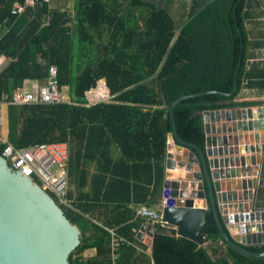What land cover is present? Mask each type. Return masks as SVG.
<instances>
[{"label": "trees", "instance_id": "obj_1", "mask_svg": "<svg viewBox=\"0 0 264 264\" xmlns=\"http://www.w3.org/2000/svg\"><path fill=\"white\" fill-rule=\"evenodd\" d=\"M16 5L24 11L14 14ZM162 7V0H51L34 7L25 0H0V60L6 63L0 68V100L27 80L45 81L50 66L57 70L60 91L68 87L71 98L55 106L9 105L8 141L17 148L68 142V177L75 157L98 167L105 162L124 168L116 183L128 197L103 198L102 203L116 204L113 211L126 213L125 219L100 226L85 217L91 213L70 191L72 208L60 205L81 231L71 264H113L110 229L122 238L116 264H264V257L252 258L230 247L211 211L203 247L160 223L154 224L150 255L137 240L147 221L137 210L160 204L170 105L208 91L230 93L241 56L233 96L209 93L173 110L180 138L204 148V112L255 105L237 101L243 89L264 97V61L256 60L264 49V0H192L179 30L170 12L173 4L168 10ZM102 79L112 99L90 107L86 94L98 89ZM4 147L0 144V155ZM113 148L119 152L117 160ZM148 168L149 180L143 178ZM102 170L106 178L110 169ZM259 199L264 204V183ZM85 228L93 233L86 236ZM92 248L96 255L85 260L82 253ZM248 250L261 253L264 245Z\"/></svg>", "mask_w": 264, "mask_h": 264}, {"label": "water", "instance_id": "obj_2", "mask_svg": "<svg viewBox=\"0 0 264 264\" xmlns=\"http://www.w3.org/2000/svg\"><path fill=\"white\" fill-rule=\"evenodd\" d=\"M240 62L241 56L230 93L208 91L184 96L170 105L171 132L167 139L177 145L166 153L170 172L163 184L165 205L161 212L164 223L177 236L203 247V229L211 211L220 236L230 247L261 258L264 252L248 250L264 245V209L256 206L254 193L258 180L243 177H251L250 167L261 161L258 134L264 132V107L204 112V148L181 139L173 117L174 108L187 100L209 93L233 96ZM246 132L253 134L243 135ZM247 140L252 143H243ZM243 153L251 154L249 167H245ZM153 229V224L143 223L137 236L150 252ZM80 243L79 227L70 222L54 197L13 171L0 155V264H71L70 257Z\"/></svg>", "mask_w": 264, "mask_h": 264}, {"label": "crops", "instance_id": "obj_3", "mask_svg": "<svg viewBox=\"0 0 264 264\" xmlns=\"http://www.w3.org/2000/svg\"><path fill=\"white\" fill-rule=\"evenodd\" d=\"M69 10L68 11L70 14L73 13L72 11V3H69ZM256 60L259 61H264V49H262L260 52L258 51V55ZM6 65V63L3 62V60H0V68L2 69L4 66ZM25 87L28 90H37L39 88L44 87L45 85V81H32V80H27L24 82ZM99 93L102 94H107L109 95L108 100H103L99 97ZM61 94L63 95V97L65 98V103L68 104L71 102V98H70V89L68 87H63L61 88ZM86 97H88L89 103H90V107L92 106H96L99 103L102 102H108L112 99V97L110 96L109 90L106 87V81L105 79H102L99 82V86L98 89L93 90L92 92L86 94ZM237 101H245V102H251L254 103L255 105H250V106H246V107H233L235 109H239V108H257V107H264V105H259L256 103L259 102H264V97L259 96L257 94H255V92L247 90V89H243L239 96ZM3 113H4V127L2 130V137L6 140H8V106H3ZM253 132H246L243 133V135H247L250 136L252 135ZM259 140L258 143L261 147V151L260 154L261 155V161L260 164H258L256 166L250 167L251 172H252V176L251 177H243L244 179H257L258 180V186L257 189H254V193L256 195V206L264 209V204L261 203V200L259 199V191L262 187V183H264V181H262V178H264V176H262V174H264V132H259ZM243 143L245 144H251L252 142L250 140L247 141H243ZM176 143L171 142L167 139V146H166V153L167 152H173L174 148H176ZM113 155H114V160L119 159V152L117 149L113 148ZM70 155H71V148H70ZM70 155H69V160H70ZM240 155V154H239ZM245 156V158L247 159V161L245 162V167H249V158L251 156L250 153H243L242 156ZM73 157H75V153L73 155ZM68 160V161H69ZM67 161V162H68ZM166 156L164 159V180H163V184L165 182V180L167 179V175L169 174V170L166 168ZM103 166L98 167L96 165V162L91 161V160H81L79 161L78 157L74 158L73 164H72V177H68V181H69V191L73 193V199L74 201L77 203H80L84 208L88 209V212H90L91 214H86L85 217L90 219L91 221L99 224L100 226H102L101 222L103 221H120L125 219L126 217H128V215L126 213H123L121 211H113L114 207L116 204H113L112 202L109 203H102V201L104 200L103 198L107 199V198H114L115 200H121V198H127V194L125 193V191H123L119 188L118 183H116V181L118 182L121 177L122 174H124V168H120V166H117L116 164H105V162L101 163ZM110 169L109 175H106V178L103 177V167H107ZM244 169V168H241ZM68 170V169H67ZM116 174L115 176H113L111 174ZM174 172V171H173ZM244 172V171H243ZM151 174L153 176V169H151ZM69 176V175H68ZM149 176H150V169H147V174H143V178H146L147 180H149ZM242 177L240 179H243ZM170 179H172L170 177ZM153 182V179H152ZM163 184H162V191H161V198H160V204H153L150 205L149 207L154 209V210H161V203L163 201ZM85 194H91L93 199L92 201L90 200H86L85 198H83L82 195ZM82 196V197H81ZM111 200V199H110ZM118 203V202H116ZM132 209H134L136 211V209L138 208V206H131ZM144 223H149L148 221H145ZM142 227V226H141ZM171 228V227H170ZM141 229V228H140ZM80 230V229H79ZM111 230V229H110ZM113 230V229H112ZM84 233L86 236H90L93 231L91 229H83ZM114 231V230H113ZM140 231V230H139ZM136 237L138 236V233ZM81 232V231H80ZM115 232V231H114ZM116 233V232H115ZM142 236L145 238H150L148 236L147 233H142ZM152 239V238H151ZM138 241H140L137 238ZM143 245H145L142 241H140ZM146 246V245H145ZM96 249L92 248L89 250H85L82 253V256L84 257V259H89V258H93L96 255ZM146 253L148 255L151 254L149 247L146 246Z\"/></svg>", "mask_w": 264, "mask_h": 264}, {"label": "built area", "instance_id": "obj_4", "mask_svg": "<svg viewBox=\"0 0 264 264\" xmlns=\"http://www.w3.org/2000/svg\"><path fill=\"white\" fill-rule=\"evenodd\" d=\"M51 0H25L26 6L34 7L38 3L49 4ZM24 7L16 5L14 14L22 13ZM9 61L14 59L9 58ZM60 105L65 100L58 87L57 70L50 66L45 85L37 90H28L25 85L16 90L12 96L3 94L0 100V144L5 145L1 156L8 162L13 171L19 172L29 178L35 184L40 185L48 193L54 196L58 205L72 208V202L68 199L69 181L66 164L69 160L70 145L68 142H53L31 145L27 148H17L2 137L4 127L3 106L9 105ZM55 171L52 169L55 168ZM165 203L162 201L161 209ZM137 216L147 220L151 224L160 223L166 225L162 219L161 210L141 206L137 210ZM111 232L112 263L116 264L118 249L122 238L113 230Z\"/></svg>", "mask_w": 264, "mask_h": 264}, {"label": "rangeland", "instance_id": "obj_5", "mask_svg": "<svg viewBox=\"0 0 264 264\" xmlns=\"http://www.w3.org/2000/svg\"><path fill=\"white\" fill-rule=\"evenodd\" d=\"M151 1L159 2V0H151ZM162 1H163V7L162 8H165L167 10L173 4V7H172V9H170V12H171L172 17H173L174 27H176V29L179 30L183 24V21H184V20L182 21V19L185 18V16L187 15L188 10H189V6H190V3L192 0H162ZM67 9H68V11H70L69 10V4H68ZM99 97L100 98L102 97L101 99H103V100H108L109 95L103 94V96H102V93H99ZM55 169H56V167L53 168L52 170L55 171Z\"/></svg>", "mask_w": 264, "mask_h": 264}, {"label": "bare ground", "instance_id": "obj_6", "mask_svg": "<svg viewBox=\"0 0 264 264\" xmlns=\"http://www.w3.org/2000/svg\"><path fill=\"white\" fill-rule=\"evenodd\" d=\"M102 96H103V94H102ZM102 98V97H101Z\"/></svg>", "mask_w": 264, "mask_h": 264}]
</instances>
